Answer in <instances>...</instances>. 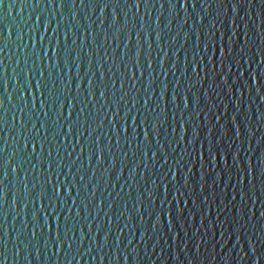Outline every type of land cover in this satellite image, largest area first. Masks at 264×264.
<instances>
[{
  "label": "water",
  "instance_id": "1",
  "mask_svg": "<svg viewBox=\"0 0 264 264\" xmlns=\"http://www.w3.org/2000/svg\"><path fill=\"white\" fill-rule=\"evenodd\" d=\"M60 3L0 0V259L264 264V0Z\"/></svg>",
  "mask_w": 264,
  "mask_h": 264
},
{
  "label": "snow or ice",
  "instance_id": "2",
  "mask_svg": "<svg viewBox=\"0 0 264 264\" xmlns=\"http://www.w3.org/2000/svg\"><path fill=\"white\" fill-rule=\"evenodd\" d=\"M49 3H51V0H49ZM117 3H119V0H117ZM125 3L127 4V0H125ZM60 7H63V0H61V3L59 4ZM107 6V5H105ZM133 6L136 7L137 9H139L140 7V0H133ZM39 22V18H37V23ZM58 54V53H57ZM42 75V74H41ZM42 85L41 83L38 81L36 84V89L37 91H40ZM41 95H43V93L41 92ZM89 95H91V93H89ZM104 93H101V96H103ZM48 99L53 103L54 106H57V115H56V119L53 121V130H54V136L53 139H55L56 135H59V132L55 131V126L57 123H59V121L61 119H63V112L62 109L64 107L63 103L59 102V98L56 97L54 94L50 93L48 96ZM45 105L42 104L41 107L43 108ZM73 109H74V105H73ZM81 112H83V109H81ZM29 119H31V117L29 116ZM66 123H69L68 129H67V133L69 136L73 135V129L77 128V126L80 124V117L77 116V118L75 120H72V112L68 113V117L67 120L65 121ZM22 123V122H21ZM4 124H6V120L3 117H0V127H3ZM23 126V124H22ZM63 128V126H61V129ZM45 133H47L48 129L47 127L44 128ZM78 131V128H77ZM124 131H127V128L124 129ZM35 137H39V139H35V142L32 145V151L35 152V147L36 144L39 143L40 148H41V155H43V150H44V145L47 142V135H45L44 137H40V133L39 131H37L35 134ZM31 139V137H25V144H24V149L26 150L28 148V142ZM145 141L147 142V136H145ZM57 148L59 147V145L56 146ZM81 151H83V149H81ZM48 155L49 157H51L52 155V148L51 146L49 147V151H48ZM57 155H59V153L57 152ZM91 155H92V150H91V146H89V159H91ZM49 169H51L52 167V162L50 161L48 164ZM52 183L51 179L49 178L48 180L45 181V185ZM56 184L59 185L60 181L59 178H57L56 180ZM61 187H64V190L69 192V194L71 193V186H65V185H61ZM60 191L59 187H56L55 185L53 186V194L54 195H58ZM44 195H46V193H41V196L43 197ZM73 203H75V201H73ZM33 219L35 220L36 217L34 216ZM44 223L45 225H47L48 223V217L45 216L44 218ZM69 247H71L69 245ZM0 264H5V261L3 259H0Z\"/></svg>",
  "mask_w": 264,
  "mask_h": 264
}]
</instances>
